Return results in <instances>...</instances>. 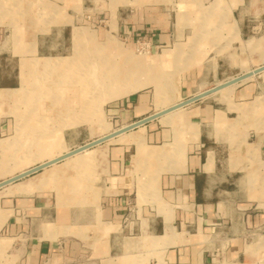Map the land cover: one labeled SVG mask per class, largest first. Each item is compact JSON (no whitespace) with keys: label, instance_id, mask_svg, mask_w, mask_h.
<instances>
[{"label":"crops","instance_id":"0c3cea01","mask_svg":"<svg viewBox=\"0 0 264 264\" xmlns=\"http://www.w3.org/2000/svg\"><path fill=\"white\" fill-rule=\"evenodd\" d=\"M14 1L0 0V16L14 14ZM23 1L21 15L56 20L17 28L18 45L10 40L17 31L0 24L8 33L0 43V89L19 88L21 68L44 70L36 60L46 57L101 65L108 79L136 62L132 81L158 83L169 73L172 88L162 109L154 83L118 96L122 85L111 78L96 92L88 88L87 105L79 88H58L75 113L80 106L99 112L105 102L109 131L73 141L82 144L73 151L83 149L72 154L61 135L53 156L43 147L57 146L54 140H28L43 145L33 153L37 165L16 167V147L25 142L0 138V160L7 157L0 183L70 154L0 186V264H264V86L256 80L264 75V0H46L55 4L39 12L33 0ZM81 15L106 19L94 30L108 38L102 58L74 55V29L80 38L88 34L76 26ZM51 73L54 90L58 74ZM248 73L211 91L221 78ZM98 118L62 129L99 128ZM13 128L0 121V135ZM51 179L63 188L44 185Z\"/></svg>","mask_w":264,"mask_h":264},{"label":"rangeland","instance_id":"374dc122","mask_svg":"<svg viewBox=\"0 0 264 264\" xmlns=\"http://www.w3.org/2000/svg\"><path fill=\"white\" fill-rule=\"evenodd\" d=\"M4 2V1H3ZM15 4V12L14 14H11L9 17L5 16L2 17L0 16V24H3L4 26H6V24L10 25V28H13L15 31H17L18 29H23V27L25 25H29L31 24L32 26H36V25H41V24H45L46 21L48 24H53L55 23L54 21L56 20V17L54 18H47L45 16H33V17H29L27 15H21V13H24V7L22 2L24 3L23 0H15L14 1ZM55 4V1H46V0H33L32 2V8L33 10H37V12H39V9L46 7V4ZM7 2L2 3V6L4 8L6 7H10L11 4L6 5ZM81 10L84 8V6L80 5ZM223 19L224 21L227 19V15L224 12L223 13ZM106 19L104 17H97L95 19L91 18L88 15H81L79 17V21L76 24V26H79L81 29L85 32V30H87V33L90 34V37L88 36V34H85L86 37H82L80 38L81 35V31H79L77 28L74 29V43L75 46H77L76 40L78 39V44L79 47H76V49L74 51H76V53H74L75 56H81V58H87L88 56H90L91 58H94L96 56V58H102L104 56V47L102 46L103 43L108 42V38L106 39V37L104 36L103 33H98V32H94V30L98 31L99 29H101L104 25V21ZM41 23V24H40ZM47 25H44V27L46 28ZM2 25V26H3ZM7 25V26H8ZM0 26L1 28H4ZM90 29L92 30L90 33L88 31H90ZM79 31V32H78ZM8 33L7 32H0V43L4 42L5 37ZM84 35V36H85ZM92 35L94 37H92ZM19 37H23V32H13L11 34L10 40H12L13 42L16 41L17 45L19 44L18 41L20 40ZM96 42V43H95ZM94 43L96 45L99 46V49H94L92 48ZM100 43V44H98ZM140 51H142V49H140ZM200 55V53H199ZM198 55V56H199ZM17 60V58H16ZM36 62L38 63V65H41L44 71L41 67H38L37 65L34 66L33 71L31 73H25V68H21V78H20V86L19 88L16 89H8V88H3L0 89V100L5 102V101H10L12 99H16L15 101H11L9 103H1L0 102V121H10V123L13 125L14 124V128L11 129L8 133L7 130L3 131L0 135V138L6 139V138H12L13 136H16L20 138L21 141L25 142L24 146H17L16 148L21 150H17V152H15V159L20 162L16 163V167H27V166H32L34 164L37 165L38 162L33 161V157L35 156V154H33L35 152V150L40 149L41 147H43V145L40 144H35V145H31L28 143V140H40L41 137L46 138V140L51 141L54 140L53 144H56L57 146L53 147L51 145H46L43 147V150L48 149V155L49 156H53V155H58L61 152L62 149V144L60 141L58 140V137H60V135L62 136V139L64 137V145L63 148H68L71 151H73L74 148H76L79 145L82 144H71L73 141H76L77 139H80V141H85L87 142L86 139H88V137H94L98 134H100V132H108L109 131V127L107 124H105L103 122V120L108 121L107 120V114L105 115V110L103 111V104H101L100 106V111L99 112H93L90 106V109L88 111L84 110L86 108L83 109V107L80 106V110L79 112L75 113L73 112V109L70 108V101L69 99L65 98L64 93H61L62 96H60L58 93H60L61 91L64 92L66 87H72L75 86L77 88H79V93L81 96L80 99V103H84V104H89L88 99H84L82 98L83 96L86 95V93H88V88L90 89L89 91L91 92H96V90L101 89L99 86L97 88H94L93 86H91V82L89 84H87L86 80L87 78L92 76H96V77H101V75L105 74V70L101 68V65L98 66H94L91 68V65H89V63L87 64V66H83L82 64H78L76 63V65L73 64L72 66V61L71 58L69 57H46V58H42V59H38L36 60ZM36 64V63H35ZM78 64V65H77ZM77 70L80 68L81 73L79 72H75L72 73L71 70ZM78 68V69H77ZM88 68V69H87ZM84 71H83V70ZM56 71L57 72V76L56 77V87L54 90L51 89V86H53L52 81L49 79L51 76H53L51 73V75L49 74L50 71ZM83 71V72H82ZM162 72V70H160ZM246 71V70H245ZM244 71V72H245ZM119 71H115L114 73H118ZM236 73V72H235ZM234 73V74H235ZM264 73V72H263ZM111 74V73H110ZM166 74V72H165ZM232 74V75H234ZM133 76H136L135 73L131 74V77L129 76L126 81L124 82V86L127 88L129 87V84L135 83L138 84L139 86L131 89L129 93L136 91L138 89H140L141 87H144L150 83H154L155 85L160 84V83H164L165 81H169L170 79V74L167 73L166 75H163L162 77L159 78V82H152V81H139V80H131V78H133ZM235 77V76H232ZM226 78H221L220 80L216 81L215 83H220V82H224ZM256 79V78H255ZM256 80L259 81V83H262L261 85L264 86V75H262L261 77L257 78ZM242 81V80H241ZM246 82V81H245ZM121 83V81H120ZM220 83V84H222ZM111 84V83H110ZM123 84V83H121ZM55 85V84H54ZM219 86V85H218ZM217 86V87H218ZM91 87V88H90ZM220 87V86H219ZM58 88L60 89L58 91ZM62 88V89H61ZM51 89V90H50ZM124 89L122 88V86L120 87V89L117 91V93L121 90ZM56 90V91H55ZM102 92V91H101ZM129 93H124V94H117L118 96L121 95H127ZM84 99V100H83ZM96 102H98L97 100L100 99V96H97L96 98ZM91 102H93V100ZM157 99V97H156ZM47 104H51L52 108L50 111L48 112H52V113H43L40 111V106L41 105H47ZM60 106V107H59ZM156 106H157V100H156ZM160 107V106H157ZM57 108L58 110H61L59 112L53 110ZM105 108V107H104ZM83 109V110H82ZM99 116L102 117L98 118V127L92 128V129H88L86 127H81L79 129H62V126H66L69 124H72L74 122L76 123H84L87 124L89 121L93 120L94 117ZM105 121V122H106ZM24 122H26L24 124ZM20 125H19V124ZM18 125L20 127H18ZM104 125V127H103ZM16 126V128H15ZM102 127V128H101ZM43 132V133H41ZM33 137V138H32ZM84 142V143H85ZM74 145V146H73ZM52 150V151H51ZM69 150V151H70ZM7 146H1V154H6L7 153ZM66 153V152H65ZM64 153V154H65ZM21 156V159H20ZM65 155H62L58 158H61ZM70 154L67 156L69 157ZM65 157V158H67ZM57 159V158H56ZM56 159H52L49 161H54ZM3 160H7V157H3L0 162H2ZM14 160H10V164H14L13 162ZM34 162V163H33ZM55 163V162H53ZM1 168L2 167V163H0ZM68 168H66L67 170H69L70 168V164L67 165ZM42 168H45L42 167ZM6 169V168H5ZM2 170V169H1ZM36 177L40 178L39 174L36 173ZM75 182V181H74ZM49 185L52 186L54 185L55 188L57 186L58 188H63L61 187V184H58V182L55 180H47L44 181V185ZM75 184H77V182H75ZM74 184V185H75ZM81 185H84L82 182H80ZM87 185V184H85ZM72 187L70 186L69 189H71ZM60 189V196L64 193L63 190L61 191Z\"/></svg>","mask_w":264,"mask_h":264},{"label":"bare ground","instance_id":"6f19581e","mask_svg":"<svg viewBox=\"0 0 264 264\" xmlns=\"http://www.w3.org/2000/svg\"><path fill=\"white\" fill-rule=\"evenodd\" d=\"M79 32V31H78ZM138 68L136 62H134L132 65H130L129 67L125 68V70L123 72L119 71L117 74L116 73H112L110 74V79H108L109 77L108 76H105V74L101 75V77H96V76H92L93 78L89 77L87 78V84H89L91 82V86H93L94 88H97L98 86L100 88H104L106 85L112 83L111 82V78L114 80V81H121V84L122 85V88L124 89H121L119 92H118V95L119 94H124V93H129L131 89H134L136 87H138L139 85L138 84H135V83H132V84H129V87L130 88H127L125 87L124 85V82L123 81H126V79L130 76L131 77V74L132 73H136V69ZM264 72V71H263ZM242 76V77H241ZM241 76H236L234 79L232 80H229V81H226L224 82L223 84L220 85V87H223L225 85H228V84H231V83H235V82H238L240 80L243 79V76H247V75H241ZM241 77V78H240ZM239 78V79H238ZM222 83V82H221ZM155 85V84H154ZM236 85L233 84L229 87H226L224 89H222L221 92L222 94H227V92H229L231 89H233ZM113 87V86H112ZM219 87V86H218ZM219 87V88H220ZM91 88V87H90ZM172 88L171 86V78L169 79V81H165L164 83H160V84H156L155 85V89H156V97H157V106H160L159 108H164L170 104H168L166 102V91L170 90ZM90 90V89H89ZM104 127V125H103ZM108 127V126H106ZM102 128V127H101ZM105 128V127H104ZM132 136V135H131Z\"/></svg>","mask_w":264,"mask_h":264},{"label":"water","instance_id":"95a60500","mask_svg":"<svg viewBox=\"0 0 264 264\" xmlns=\"http://www.w3.org/2000/svg\"><path fill=\"white\" fill-rule=\"evenodd\" d=\"M259 70H260V69L256 70L255 72H258ZM246 75L249 76V75H251V73H248V74H246ZM241 77H242V76H241ZM241 77H240V78H241ZM243 78H245V76H243ZM238 79H239V78H238ZM219 89H220L219 87H214L211 91H215V90H219ZM97 142H99V141H97ZM97 142H94V144L97 143ZM84 147H87V146H84ZM80 149H83V148H79L78 150H80ZM78 150H76V151H78ZM76 151L74 150V151H72L70 154H72L73 152H76ZM68 155H69V154H66L65 156H63V157H61V158H65V157H67ZM61 158H57L56 160H59V159H61ZM56 160H54V161H52V162H46V163H44V164H40V165H38V166H35V167H33V168H30V169H28V170H26V171H24V172L18 174L17 176H15V177H13V178H10L9 180H7V181H5V182H1V183H0V186L4 185V184H6V183H9V182H12V181L18 180V179H20V178H22V177H24V176H26V175H29L30 173L35 172V171L39 170L40 168H42V167H44V166H46V165H48V164H50V163L55 162Z\"/></svg>","mask_w":264,"mask_h":264}]
</instances>
